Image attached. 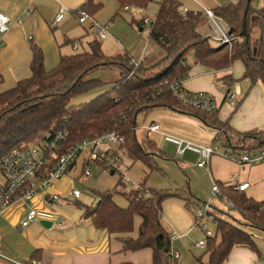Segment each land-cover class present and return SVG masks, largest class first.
<instances>
[{
    "label": "trees",
    "instance_id": "1",
    "mask_svg": "<svg viewBox=\"0 0 264 264\" xmlns=\"http://www.w3.org/2000/svg\"><path fill=\"white\" fill-rule=\"evenodd\" d=\"M116 1L120 10L146 9L152 3L159 6L150 23V39L161 49L162 57L151 62L143 59L135 67L128 53L114 57L105 55L99 38L89 43L88 51L62 56L56 68L47 70L43 51L31 43L30 77L0 94V161L14 149L41 144L59 133L65 135L60 152L84 140L115 133L124 141L119 148L133 162L140 161L145 165L147 179L149 174L159 170L157 159L163 153L150 139L143 143L137 141V118L156 109H170L196 117L220 132L215 142L234 152L264 149V130L239 132L232 127L230 120L219 118V109L206 113L182 105L171 91L172 84L190 72L187 60L190 53H193L195 64L213 72L228 70L241 62L245 67V79L264 84V7L257 11L252 7L254 0H239L214 9V16L224 22L233 40L231 45L216 47L202 32L208 21L205 13L183 14L176 0ZM103 6V0H86L76 17L79 11L95 17ZM254 15L260 18V36L256 41L251 37ZM244 26L247 36L240 38ZM99 71H115L118 78L111 88L90 102L73 105L75 98L105 85L102 79L92 78ZM222 81L228 87L235 83L230 75L223 77ZM121 185L124 188V184ZM217 185L222 197L234 203L242 221L222 219L213 212L216 230L206 239V264H226L235 248L258 253L255 236L247 229L264 234V200L256 201L233 186L220 182ZM122 195L128 201L126 207L115 202L114 192H97L95 205L78 203L83 210L82 217L90 220L98 230L121 236L124 251L149 249L153 264H177L172 235L162 223V209L167 199L181 198V194L134 189ZM136 218H140V224L138 236L133 238ZM31 260L39 259L33 257L27 262Z\"/></svg>",
    "mask_w": 264,
    "mask_h": 264
},
{
    "label": "crops",
    "instance_id": "2",
    "mask_svg": "<svg viewBox=\"0 0 264 264\" xmlns=\"http://www.w3.org/2000/svg\"><path fill=\"white\" fill-rule=\"evenodd\" d=\"M176 1L180 3L182 9L194 13H204L205 9L213 11L218 7L239 2V0ZM85 3L86 0H0V12L4 13L11 21L10 30L0 48V77L2 82L9 79V81L12 80L17 83L30 77L31 43L37 44L43 51L44 64L47 70L56 68L62 56L76 53L63 54L62 51H64L65 45L73 48L75 43L82 44L85 34L77 31L91 29L89 24H81L76 17V12ZM62 8L66 10V14L61 22H56V16ZM122 10L127 11L128 9L124 8ZM120 11L118 14H120ZM94 19L96 20V16ZM144 20L135 22L140 31H144L145 27L148 26L143 24L142 21ZM259 20L260 18L256 15L252 17V39L256 37L258 39L260 36ZM96 21L101 23L98 20ZM103 25L108 31L110 24ZM108 38H110V35ZM210 41L218 47L212 41V38ZM149 42L151 45L149 44L148 47L146 45L142 46L140 50L138 49L133 54H129L133 61L140 59L144 51L147 55L151 48L157 47L150 39V32ZM158 50L161 54V49L158 48ZM146 55L143 58L144 60L148 59ZM138 56L139 58H137ZM157 59L158 57L150 58L149 62ZM244 73L245 67L241 62L235 63L232 68L222 72H213L204 66L195 64V67H191L183 86L190 94H208L212 96L216 103L218 98H222L221 104L217 103L219 118L223 121L230 120L235 130L239 132L254 129L264 130V84L262 82L252 83L244 78ZM228 75L235 80V83L230 87L224 81L220 82L223 77ZM218 87H221L224 91L221 92ZM231 90L238 93L236 110L233 114H229L227 111L221 115L222 106L224 103L228 104L225 101L226 94ZM229 107L231 106L229 105ZM154 116L157 120L155 117L151 118L149 123L145 125L144 130L147 139L153 140L156 145L157 138L169 143L164 139L165 135L181 140L187 139V135L192 133L188 132L185 126H190L189 128L192 129L191 125L197 126V130L202 133H198L200 136L195 139L198 146L207 147L215 142L217 131L209 128L192 115L170 109H158ZM168 123H174L175 127L172 129ZM149 124L160 125V132L148 135L146 127ZM157 147L159 148L158 145ZM159 149L162 152L161 148ZM187 154L188 151L181 156ZM212 158L208 165L209 170ZM69 182L70 179L67 178L59 183L61 193L65 191L63 186ZM214 182L217 184L216 181ZM220 183L236 187L248 182L235 185H231L230 182ZM250 189L251 186L249 185V188L244 192L247 194ZM180 194L181 198L175 199L176 201H165L162 209L164 227L171 235L174 233L178 235L172 242L173 250L179 255L177 264H206V248L196 247L197 243L206 240L203 237V234H206L205 229L198 224L195 216V211L200 209L201 206L191 202L186 193ZM66 203L67 200L62 199L56 205L51 206L40 199L36 200L35 205L40 211L41 219L23 232L17 229L25 215V210L21 206H13L1 214L0 264H22L33 257H37L42 264H153L151 250L124 251L121 236L111 235L106 230L96 229L90 220L82 217V209L75 214L71 213L66 209ZM89 204L93 206L94 203L90 200ZM56 217L61 220L59 226L54 221ZM42 221H49L55 223V225L47 229L41 225ZM207 222L209 220L205 218L203 223L208 227ZM139 224L140 218H136L135 226L139 227ZM16 231H19L20 235ZM131 236L133 238L138 236L136 227ZM263 257L264 255L260 251L255 253L247 248H235L226 264H264Z\"/></svg>",
    "mask_w": 264,
    "mask_h": 264
},
{
    "label": "rangeland",
    "instance_id": "3",
    "mask_svg": "<svg viewBox=\"0 0 264 264\" xmlns=\"http://www.w3.org/2000/svg\"><path fill=\"white\" fill-rule=\"evenodd\" d=\"M103 4L104 6L102 10L96 15V20L103 24H110L108 28L110 38L99 40L97 34L89 28H87V31H77L78 33L85 34V38L83 39L82 44L79 45V49L75 51L69 45H65L64 51H62L63 54L84 52L89 49V43L95 39H98L101 42L104 54L109 57H114L121 53H128L131 55L138 49L140 50L142 46L144 47L146 45L148 47L150 44L149 25L145 27L144 31H140V28L135 22L142 19H148L151 23L157 14L158 6L156 3H152L146 9L129 8L127 11L121 10L120 14H118L120 8L116 0H103ZM252 7L257 11L263 9L264 0H254L252 2ZM79 26L82 28L81 25ZM202 32L204 36L210 39L215 36L213 26L209 21L203 26ZM256 38H253V41H256ZM145 55L146 52L144 51L143 57ZM162 55L163 53L160 54L158 48L154 46L153 49L151 48V50L148 51L146 55L148 59L145 61L148 62L150 58L154 57L160 59ZM137 58H139V56ZM187 60L191 67H195L193 53L188 55ZM96 77L102 79V81L105 82V85L86 95L75 98L72 102L73 105L77 106L82 103H88L107 91L117 80L118 74L115 71H99L92 76V78ZM15 84L16 82L12 80H5L0 84V94L13 88ZM218 88L221 92L224 91L221 87ZM221 102L222 98H218L217 103L220 105ZM221 110V115L227 111L229 114H233L236 108H231L228 104L224 103ZM156 111H158V109L153 110L148 114H140L138 116L136 138L139 143H143L147 140L146 131L144 130L145 125L149 123L151 118L155 117L154 113ZM155 119L157 120L156 117ZM168 125L172 129L175 127L174 123H168ZM185 127L188 132H191L192 134L187 135V139L183 140L184 143H191L192 145L198 146L197 143H195V139L200 136L198 134L200 131L197 130V126L195 127L191 125L192 129L189 128L190 126ZM217 134H220V132L217 131ZM156 142L159 148H161L163 156L157 160L159 170L153 171L149 174L147 179L145 165L140 161L133 162L129 157L127 161L119 163L121 167L120 172L111 170L105 164L92 162L89 165L92 177L88 179L85 185H80L78 183L75 184V188L83 190V198L77 201L70 199V201H67L66 203V209L75 214L80 210L78 203L90 206L89 201L92 200L94 203L93 205H95L98 201L96 193L105 191L114 192L115 202L121 207H126L128 201L122 194L129 193L137 187H140L143 190L152 189L156 191L186 193V195L190 197L191 202L197 203L201 206L200 208L205 209L206 203H209L211 210L219 215L220 218H227L231 221L235 220L239 223L242 221L240 212L236 209H229L226 201L213 195L214 181L217 183L230 182L231 185L248 182L251 189L247 191V195L254 198L256 201L264 200V163L259 165L241 164L233 159L217 154L213 155L211 168L209 170L208 167L200 168L198 166L200 160L199 156L191 153V151H188L187 155L181 156L178 154L177 148L172 144L166 143L160 138H157ZM218 144L221 149H227L225 146L221 145L220 142H218ZM228 150L234 152L233 149ZM83 156L79 158L77 166L71 172L70 177L78 179L83 173ZM120 156L125 158L123 154H120ZM4 181V177L0 172V186L4 184ZM120 182L124 184V188ZM144 183L145 186L143 185ZM175 199L177 198H169L167 200L176 201ZM207 224L210 230L213 232L216 230L215 223L209 221ZM136 229H138L137 225ZM247 230L256 237L258 249L260 253L264 255L263 234L259 231L256 232L251 229ZM18 232L16 231V233L20 235ZM203 237L207 239L206 234H203Z\"/></svg>",
    "mask_w": 264,
    "mask_h": 264
},
{
    "label": "built area",
    "instance_id": "4",
    "mask_svg": "<svg viewBox=\"0 0 264 264\" xmlns=\"http://www.w3.org/2000/svg\"><path fill=\"white\" fill-rule=\"evenodd\" d=\"M128 9V8H125ZM183 14H187V9H182ZM210 24L213 26L215 36L212 41L216 45L222 46L225 44L231 45L233 40L230 36L229 30L224 22L215 17L212 11L204 10ZM66 14L65 9H61L56 16L55 21L61 22ZM78 21L81 24H89L90 28L101 39H107L109 33L106 27L97 22L94 17L90 16L84 11L77 13ZM144 25H149L148 19L143 21ZM11 26L10 19L2 12H0V48L3 45V40L9 32ZM73 49L77 51L79 45L75 43ZM143 54L140 59L133 61L135 67H138L143 60ZM186 77L174 82L171 86L172 94L176 99L185 106L204 111L206 113H213L218 109L215 99L208 94H190L183 86ZM238 93L234 90L228 91L225 101L232 107L237 106ZM148 135L160 132V125L149 124L146 127ZM64 134H57L53 139H49L41 144L31 145L21 149H14L0 161V172L4 177V184L0 186V215L13 206H21L25 210V215L17 226L20 232L25 231L33 224L39 222L40 211L35 205V201L40 199L47 205H56L60 200L64 199L70 201L80 200L83 196V190L75 188V184L84 185L88 179L92 177L89 165L92 162L102 163L107 165L111 170L120 172L119 163L127 161L128 155L125 154L119 147L124 144L122 138L115 133H108L98 138L84 140L76 145L61 151V142L64 140ZM164 139L175 145L179 155H184L187 151L194 152L200 156L198 166L200 168L208 167L210 159L213 155H222L235 160L241 164L258 165L264 162V149L258 151H239L231 152L230 150H223L217 142L207 147L195 146L191 143H184L183 140L169 135H165ZM222 153V154H221ZM123 154L125 158H122ZM84 155V156H83ZM83 156V173L78 179L70 177L71 172L76 168L79 158ZM70 179V182L63 186L65 191L61 193L59 190V183L64 179ZM249 184H241L234 187L237 191H246ZM140 189V187H137ZM149 193V191H146ZM213 195L219 199L226 201L229 209H235L232 201L223 198L220 189L216 183L213 187ZM196 218L198 224L205 229L207 236H212L203 220L207 218L210 222L215 223L216 217L211 210L209 203H206L205 209H198L196 211ZM56 225H61L60 218H54ZM55 223H52L54 226ZM177 233L172 235V241L177 237ZM206 240L196 244L198 248L206 247ZM175 253V258L179 255ZM22 264H42L39 260H31Z\"/></svg>",
    "mask_w": 264,
    "mask_h": 264
},
{
    "label": "water",
    "instance_id": "5",
    "mask_svg": "<svg viewBox=\"0 0 264 264\" xmlns=\"http://www.w3.org/2000/svg\"><path fill=\"white\" fill-rule=\"evenodd\" d=\"M247 36V31H246V27L244 26L243 28V32L240 35V38H244ZM41 225L44 226L45 228L49 229L52 226V223L49 221H42Z\"/></svg>",
    "mask_w": 264,
    "mask_h": 264
}]
</instances>
